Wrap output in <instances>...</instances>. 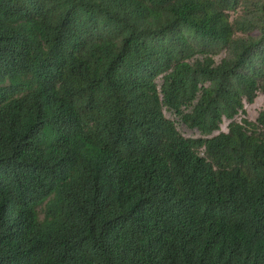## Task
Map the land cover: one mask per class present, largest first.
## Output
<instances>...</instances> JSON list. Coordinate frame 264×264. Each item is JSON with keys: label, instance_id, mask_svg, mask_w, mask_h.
Masks as SVG:
<instances>
[{"label": "trees", "instance_id": "1", "mask_svg": "<svg viewBox=\"0 0 264 264\" xmlns=\"http://www.w3.org/2000/svg\"><path fill=\"white\" fill-rule=\"evenodd\" d=\"M260 92L264 0H0V264H264Z\"/></svg>", "mask_w": 264, "mask_h": 264}, {"label": "rangeland", "instance_id": "2", "mask_svg": "<svg viewBox=\"0 0 264 264\" xmlns=\"http://www.w3.org/2000/svg\"><path fill=\"white\" fill-rule=\"evenodd\" d=\"M245 4L242 6L244 7ZM225 57V53H221L217 55L216 60L220 62ZM158 85L162 84V79L159 78L157 80ZM264 110V92H260L253 103H244V111L239 113V115L235 118L236 121H242L243 118H247L249 120L255 121L258 117L259 113ZM164 114L166 118L174 121L178 131L187 138H199L201 137L200 133L196 129L189 128L181 119L180 116L175 115L173 112L164 108ZM231 121L224 119L223 123L220 126V130L215 133L217 135L220 132H227L228 126ZM203 154V153H202Z\"/></svg>", "mask_w": 264, "mask_h": 264}]
</instances>
